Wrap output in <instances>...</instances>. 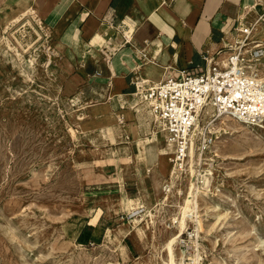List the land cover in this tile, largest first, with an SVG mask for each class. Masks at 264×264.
Masks as SVG:
<instances>
[{
	"label": "rangeland",
	"instance_id": "1",
	"mask_svg": "<svg viewBox=\"0 0 264 264\" xmlns=\"http://www.w3.org/2000/svg\"><path fill=\"white\" fill-rule=\"evenodd\" d=\"M24 2H0V264H163L177 234L179 264H264V128L220 117L194 172L188 160L174 180L167 153V178L151 175L164 137L143 152L158 127L138 115L140 95H110L103 41L64 45L32 15L11 24ZM253 12L251 38L264 45ZM191 181L197 208L182 229ZM93 218L112 236L79 243Z\"/></svg>",
	"mask_w": 264,
	"mask_h": 264
},
{
	"label": "crops",
	"instance_id": "2",
	"mask_svg": "<svg viewBox=\"0 0 264 264\" xmlns=\"http://www.w3.org/2000/svg\"><path fill=\"white\" fill-rule=\"evenodd\" d=\"M32 4L62 44L93 47L103 41V54L109 56L104 76L118 103L135 96L138 79L159 82L168 66L194 71L205 68L206 59L224 57L235 41L238 23H249L246 10L255 11L256 16L264 13V0H32ZM120 113L126 122L135 119L132 112ZM153 150L159 151L160 167L148 171L167 178V153L158 144ZM107 229L101 218L88 222L76 241L99 242Z\"/></svg>",
	"mask_w": 264,
	"mask_h": 264
},
{
	"label": "built area",
	"instance_id": "3",
	"mask_svg": "<svg viewBox=\"0 0 264 264\" xmlns=\"http://www.w3.org/2000/svg\"><path fill=\"white\" fill-rule=\"evenodd\" d=\"M259 20L264 22V13ZM253 29L239 22L225 56L206 59L205 68L168 66L156 84L136 80L134 94L148 103L162 129L172 170L184 172L192 151L198 157L209 151L216 139L209 126L220 117L264 128V84L256 72L264 45L254 43Z\"/></svg>",
	"mask_w": 264,
	"mask_h": 264
},
{
	"label": "bare ground",
	"instance_id": "4",
	"mask_svg": "<svg viewBox=\"0 0 264 264\" xmlns=\"http://www.w3.org/2000/svg\"><path fill=\"white\" fill-rule=\"evenodd\" d=\"M24 1L25 2L23 3V6H25V7H23V8L22 7H15V8L13 7V10L15 9L16 13L14 15H12V17L10 18V23L11 24L20 23L22 20L27 18V16L32 15V17L38 22V24H40L44 28L43 22L38 18L37 11L31 8L32 3H29V5H28L29 1L28 0H24ZM250 9H251V7H250ZM10 14H9V12H7V15H10ZM8 28H9V25L6 27V30ZM257 63L259 64L257 69H256L257 76H258L259 80L264 84V77H263L264 76V60L260 59V60H258ZM260 73L262 75H260ZM148 81H149L148 79H144V82H148ZM156 83H158V82H155L153 84H156ZM135 97H137L136 94H135ZM140 103L141 102H139V104ZM137 106H138V104H137ZM148 107H149L148 103L144 102V104L139 106V107H137L136 110L144 118L148 117L149 119H151V117H152V119L154 121L153 123L155 125H157V127H158V131L154 130V131L151 132L152 138H146L145 140L140 141L139 144H141L142 150L145 148L146 145H150V144L152 145L155 142L160 141L162 139V136L165 137L162 129L159 127V125L157 123H155V117H154L151 109H149ZM222 120L223 121L234 120L235 122H239L236 119H231V118H228V117H224ZM162 142H163V140H162ZM164 144H165V146L160 147V150H162L161 152L166 154V153H168L169 147H168V145L166 144L165 141H164ZM159 145H160V143H159ZM143 152H144V150H143ZM191 153H192V157L190 159L191 160L190 162L192 164L190 165V167H191V171L194 172V169H193L194 152L192 151ZM171 171H172V173H171ZM171 171H170V173L172 174V178L174 180H176V179H178L180 177L179 176L180 172H177L175 169L171 170ZM195 186L196 185L193 183V181H191L190 182V189H189L188 194H187V196L185 198V205L182 206V208H181L182 209L181 210L182 211V216L180 217V223H181V228L182 229H184V226H185V223H186V218L187 217H192L191 216L192 213L197 208V206H196L197 203H196L195 199L198 196V191L195 189ZM135 201H137V200L130 199L128 202L131 203L130 204V206H131L132 203L135 202ZM137 204H139V203L136 202V205ZM131 208H132L130 210L131 213H133L134 211L138 210V207H134L133 208V206H132ZM137 221H138V219L135 218L134 222H137ZM91 222H95V219L93 218L91 220ZM198 225H201L200 221H198ZM177 235L175 237L169 238L163 245L164 250L167 252V256H166V259L163 260V264H179L178 259H177L176 254H175V249H174V244L176 243L177 238H178ZM111 236H112V230L110 228H108L106 233H105V239L110 238Z\"/></svg>",
	"mask_w": 264,
	"mask_h": 264
}]
</instances>
